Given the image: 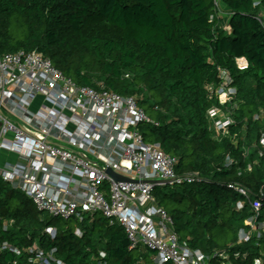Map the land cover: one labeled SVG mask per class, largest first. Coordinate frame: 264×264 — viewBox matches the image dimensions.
Segmentation results:
<instances>
[{
  "label": "trees",
  "instance_id": "16d2710c",
  "mask_svg": "<svg viewBox=\"0 0 264 264\" xmlns=\"http://www.w3.org/2000/svg\"><path fill=\"white\" fill-rule=\"evenodd\" d=\"M18 51L48 58L80 86L134 98L158 123L139 127L143 140L175 157L178 175L201 179L154 189L179 242L209 264H264V230L238 243L250 203H260L257 222L264 223V0H0V54ZM241 58L245 69L236 65ZM220 71L236 91L235 124L225 137L207 118L219 106ZM229 184L249 193L240 211L243 198ZM2 243L20 254L0 252V264H29L33 245L54 249L64 264H93L100 252L107 264H152L153 256L129 250L122 227L101 215L80 224L51 219L0 179Z\"/></svg>",
  "mask_w": 264,
  "mask_h": 264
},
{
  "label": "built area",
  "instance_id": "2783aa9c",
  "mask_svg": "<svg viewBox=\"0 0 264 264\" xmlns=\"http://www.w3.org/2000/svg\"><path fill=\"white\" fill-rule=\"evenodd\" d=\"M213 1L217 6L218 0ZM236 65L247 68L243 58ZM219 73V106L210 108L207 118L216 137H225L235 124L236 91L230 75ZM142 125L158 123L134 98L80 86L35 51L0 54V149L16 157L0 166V179L51 219L80 224L101 215L110 226L122 227L129 250L152 251V264H209L201 251L179 242L171 217L153 194L157 187L201 179L197 173L178 175L177 159L158 144L146 143ZM260 146L262 156L263 136ZM232 162L226 158L227 166ZM227 188L243 198L236 205L242 210L248 191L234 184ZM249 206L251 214L244 222L248 230L239 232L240 244L260 238L264 230V223L257 222L260 203ZM45 233L50 239L56 236L53 228ZM75 234L80 236L79 229ZM4 251L20 254L7 243L0 245ZM29 253V264H64L54 249L45 252L33 245ZM93 264H107L106 254L100 252Z\"/></svg>",
  "mask_w": 264,
  "mask_h": 264
},
{
  "label": "crops",
  "instance_id": "0c3cea01",
  "mask_svg": "<svg viewBox=\"0 0 264 264\" xmlns=\"http://www.w3.org/2000/svg\"><path fill=\"white\" fill-rule=\"evenodd\" d=\"M16 157L15 155L0 149V166L4 165L5 163H12L15 162Z\"/></svg>",
  "mask_w": 264,
  "mask_h": 264
}]
</instances>
